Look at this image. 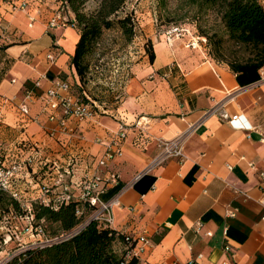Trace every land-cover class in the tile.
<instances>
[{"label": "crops", "instance_id": "obj_1", "mask_svg": "<svg viewBox=\"0 0 264 264\" xmlns=\"http://www.w3.org/2000/svg\"><path fill=\"white\" fill-rule=\"evenodd\" d=\"M256 1L264 10V0ZM58 7L54 0H0L4 163L25 146L34 163H64L73 154L76 181L92 173L119 120L130 125L146 118L147 130H126L122 156L103 169L116 175L98 195L101 202L118 201L110 228L145 238L140 264H264V67L234 74L181 40L150 38L154 60L130 68L122 104L76 124L72 138L51 137L56 124L48 121L46 94L56 80L77 82L70 58L80 37L76 27L47 26ZM218 104L256 131L234 129L208 114ZM179 136L184 159L148 168L157 141ZM44 181L39 173L26 179L29 186L17 187L27 201H39ZM59 193L53 190L51 198Z\"/></svg>", "mask_w": 264, "mask_h": 264}, {"label": "trees", "instance_id": "obj_2", "mask_svg": "<svg viewBox=\"0 0 264 264\" xmlns=\"http://www.w3.org/2000/svg\"><path fill=\"white\" fill-rule=\"evenodd\" d=\"M54 1L66 5L72 11L75 26L80 31L79 40L70 58V65L80 81L85 71V55L97 43L102 30L111 27L110 18L122 8L126 0H100L96 10L90 15L83 13L81 9L85 0ZM158 1L162 5L165 3V0ZM186 3L198 12H211L219 18L231 54L228 60L222 59L223 41L219 39L213 45L212 52L214 57L221 60L217 63L226 64L234 74L264 67V10L256 0H186ZM118 24L123 34L129 37L132 33L129 17L119 20ZM148 58L152 63L154 54L150 49ZM75 84L79 86L80 82ZM72 93L76 95L73 89ZM17 151L19 155L14 157L13 162L20 160L22 151L29 153L33 150L25 146ZM4 157L1 150L0 164L4 163ZM50 170V166L45 165L38 172L43 174L49 173ZM72 186V198L56 208L40 202L31 203L32 224L35 228H41L42 237H45V234L49 236L46 239L69 233L86 222L83 229L71 238L43 246L26 247L18 251L6 264H140L138 255L133 253L136 240L91 220L95 208L77 199V182ZM53 190L60 191L59 188ZM3 209L7 212L11 209L21 216L25 214L15 199L8 193L0 192V211Z\"/></svg>", "mask_w": 264, "mask_h": 264}, {"label": "built area", "instance_id": "obj_3", "mask_svg": "<svg viewBox=\"0 0 264 264\" xmlns=\"http://www.w3.org/2000/svg\"><path fill=\"white\" fill-rule=\"evenodd\" d=\"M40 1V0H35ZM25 6V3H21L20 7ZM68 7L62 3H59L58 9L53 13L49 19L47 26L49 28H66L68 26L75 27V18L71 12H68ZM168 42L178 40L185 34L190 35L189 30L172 28L161 32ZM201 43H205V38L192 37L184 43L186 48L200 49ZM51 58V57H49ZM112 68V87L111 92L114 94L113 99L116 103L122 100L124 95V89L130 77V61L128 63H122L119 65L118 60H114L109 63ZM104 65L94 66L95 70L99 73L103 72ZM118 67V68H117ZM168 72L171 71V66L168 67ZM47 98L45 101V109L49 111L48 121L54 122L56 128L51 131V137H55L59 133L66 134L67 137L72 138L74 136V126L76 124L90 120L97 115L100 111L97 109L94 102H92L85 94V99L80 98L72 93L71 85L65 80H56L51 88L47 91ZM20 111L23 114H27V108L21 107ZM208 114L217 116L222 122L230 125L234 129L244 130L248 133L256 131L255 128L243 125L240 123L242 116L239 114L230 115L223 109V104L215 105ZM149 121L146 118H138L135 122L127 125L123 121H118L116 131L112 134L107 141L103 155L97 160L96 167L92 173L84 174L79 180L71 181L75 176V157L70 154L64 163H59L56 160L44 159L43 161H37L34 163L32 151L30 154L23 155L20 160L5 166L4 163L0 164V192L8 193L13 199H15L21 209L25 211L24 216H20L21 227L16 224L11 227V232L14 234V238L17 242H21L22 236L27 235L29 238L39 237L37 241H31L28 247L43 246L50 244L57 240H63L71 238L78 234L85 226V223L80 224L74 228L71 232L62 234L54 239H42L41 228H35L32 224L31 216V203L35 201H27L23 198L22 193L19 191L17 185L22 175L31 177V175L39 174L41 167L49 165L51 170L49 173H43L44 183L41 184L39 190L41 192V198L38 202L51 208H56L58 205L69 201L72 198V184L78 183V195L77 199L82 202H86L89 206L94 207V211L90 217L91 220L110 227L112 224L111 209L118 205L117 199H113L109 202H101L98 199V195L107 190V188L116 180V175L106 174L103 169L107 163L122 156V143L126 139V130L133 129L139 133H144L147 130ZM249 138V134L247 135ZM183 137L179 136L173 140L157 141L158 152L151 160L148 168L159 166L169 159H184L183 155ZM99 142V140H98ZM139 175L136 177V179ZM53 188H59L60 193L54 195L52 199ZM261 204L264 208V197ZM264 222V213L261 218ZM10 241L11 238H8ZM136 240V246L133 250L134 255H138L143 251L144 246L147 244L144 237H139ZM3 244H7L3 240ZM20 245V244H18ZM26 247H20L18 251L23 250ZM228 251V247H225ZM17 251V252H18ZM15 253L8 254L4 260L0 261V264H6V262L12 258ZM188 264H194L189 262Z\"/></svg>", "mask_w": 264, "mask_h": 264}, {"label": "rangeland", "instance_id": "obj_4", "mask_svg": "<svg viewBox=\"0 0 264 264\" xmlns=\"http://www.w3.org/2000/svg\"><path fill=\"white\" fill-rule=\"evenodd\" d=\"M99 1L85 0L81 8L83 13L92 14L96 10ZM67 11L71 12L75 18L69 8ZM126 16L129 17L132 25V33L129 37L123 34L118 24V21ZM110 21L112 23L111 27L102 30L97 43L92 46L84 57L83 66L85 71L80 81L79 78L77 79L80 85L78 86L75 84L76 82L70 81L74 93L83 99H85L83 96L85 94L101 112L112 108L116 109L122 104L124 98L123 95L122 100L118 103L113 99L114 94L111 92V88H113L112 68L109 63L118 60L119 65H121L130 61L129 65L132 67L142 59L149 61L148 49L153 51L150 38H156L163 42L161 32L172 28L189 30L190 35L185 34V36L175 40H181L184 43L191 36L205 38V43H201V50H195L203 52L208 59L214 62H221L220 58L217 59L212 53L213 45L221 39L223 41L221 44L222 59L228 60L230 58V47L226 42L225 32L219 18L211 12H198L196 8L188 5L186 0H165L163 5L158 0H126L122 8L110 18ZM99 63L104 65L101 73L94 68ZM1 150L4 149L0 145ZM13 161L14 158L11 161L8 157L7 162L4 164L8 166ZM22 177L19 182H24V187L25 185L29 186L26 179L31 177L26 175H22ZM19 216L21 215H17L11 209L8 212L4 209L0 211V261L5 259L7 253L11 254L10 252L14 251L18 244L21 247H28L31 241H37L34 239H38V237L29 238L24 235L20 243L15 240L11 227L15 224L19 228L21 227L23 223L21 224ZM8 238H11V240L9 241ZM46 238H49L47 234L42 237L43 240ZM3 240L7 244L4 245Z\"/></svg>", "mask_w": 264, "mask_h": 264}]
</instances>
